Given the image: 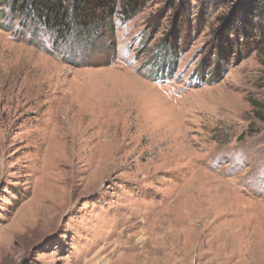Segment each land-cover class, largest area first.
I'll list each match as a JSON object with an SVG mask.
<instances>
[{"label": "rangeland", "instance_id": "obj_1", "mask_svg": "<svg viewBox=\"0 0 264 264\" xmlns=\"http://www.w3.org/2000/svg\"><path fill=\"white\" fill-rule=\"evenodd\" d=\"M144 0L96 42L1 9L0 264H264V11Z\"/></svg>", "mask_w": 264, "mask_h": 264}, {"label": "trees", "instance_id": "obj_2", "mask_svg": "<svg viewBox=\"0 0 264 264\" xmlns=\"http://www.w3.org/2000/svg\"><path fill=\"white\" fill-rule=\"evenodd\" d=\"M144 0H0V21L6 18L8 6L11 16L20 15L23 23L36 21L52 32L55 42L68 39L96 42L114 34L118 16L122 21L132 20ZM256 11H264V0L255 1ZM259 49L264 52V42Z\"/></svg>", "mask_w": 264, "mask_h": 264}]
</instances>
